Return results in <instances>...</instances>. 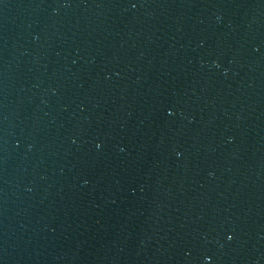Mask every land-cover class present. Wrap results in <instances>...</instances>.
<instances>
[{
  "label": "water",
  "instance_id": "water-1",
  "mask_svg": "<svg viewBox=\"0 0 264 264\" xmlns=\"http://www.w3.org/2000/svg\"><path fill=\"white\" fill-rule=\"evenodd\" d=\"M0 264H264V0H0Z\"/></svg>",
  "mask_w": 264,
  "mask_h": 264
}]
</instances>
